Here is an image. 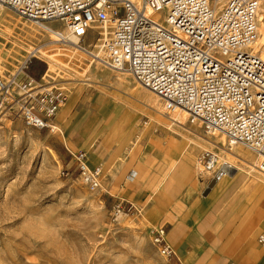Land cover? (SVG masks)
I'll return each mask as SVG.
<instances>
[{"label":"built area","instance_id":"2783aa9c","mask_svg":"<svg viewBox=\"0 0 264 264\" xmlns=\"http://www.w3.org/2000/svg\"><path fill=\"white\" fill-rule=\"evenodd\" d=\"M262 4L264 0H0V10H13L62 43L83 40L96 29L103 63L130 72L157 94L162 115L185 111L188 121H199L206 133L223 134L230 144L255 153L256 167L264 172V57L255 49ZM17 88L21 94L15 96L0 71V107L15 110L13 115L28 127L50 129L66 94L28 76ZM72 156L81 182L89 190L100 188L101 165L90 166L82 150ZM198 161L204 173H222L215 152H202ZM156 234L161 253L171 257ZM257 242L264 247V233Z\"/></svg>","mask_w":264,"mask_h":264},{"label":"rangeland","instance_id":"374dc122","mask_svg":"<svg viewBox=\"0 0 264 264\" xmlns=\"http://www.w3.org/2000/svg\"><path fill=\"white\" fill-rule=\"evenodd\" d=\"M27 25L40 31L41 42H46L47 55L32 54L22 63L25 53L19 57L11 55L9 50L15 36L22 34L25 30L22 28H27ZM96 31H90L82 41L93 43ZM62 44L26 17L8 8L0 10V71L4 80L12 84L13 95L21 94L17 84L27 76L38 85L61 89L66 100L55 117L67 104L62 118L65 121L76 111L85 113L96 108L95 93L99 89L107 90L115 102L131 103L140 129V121L146 119L145 129L169 153L179 158L196 165L202 152L211 151L218 155L220 166L227 155L209 140L235 154L239 151L251 154L245 146L232 145L219 133H206L199 123H190L185 113L184 124L180 125L183 129L174 126L153 106L148 109L125 94L143 99L136 93V89L143 88L131 75L101 64L98 67L104 73L114 77L128 76L133 83H125L119 91L93 82L69 104L74 92L90 82L88 71L92 66L88 68V63L91 57L73 49L70 43ZM49 53L56 57H49ZM93 65L97 63L93 61ZM50 69L52 71L46 77ZM12 76L15 82L10 79ZM103 81L107 83L104 78ZM155 99L161 101L158 97ZM13 114L15 110H9L4 104L0 107V264H177L161 253L157 234L141 212L124 205L117 206L112 199H107L102 194L103 183L100 188L89 190L81 182L73 156L65 151L62 144L67 136L64 123L54 117L50 121L55 125L53 131L39 130L26 126ZM168 127L176 131H168ZM189 129H194L195 134L189 133ZM185 135L196 139L194 144H200H191L185 149ZM251 156L256 159L255 155ZM232 162L240 170L236 173L240 179L249 176L264 183L263 174L236 159ZM196 167L203 172L200 164ZM117 211L126 214L123 219L117 217Z\"/></svg>","mask_w":264,"mask_h":264},{"label":"crops","instance_id":"0c3cea01","mask_svg":"<svg viewBox=\"0 0 264 264\" xmlns=\"http://www.w3.org/2000/svg\"><path fill=\"white\" fill-rule=\"evenodd\" d=\"M102 72L88 71L90 82L80 86L68 103L93 82L119 91L125 83H133L128 76L118 78ZM136 91L142 100L125 94L161 113L157 100L145 89ZM94 97L96 108L76 111L62 121L66 104L55 120L64 123L67 136L62 144L67 153L82 150L90 166L101 165L102 194L107 199L141 212L153 232L161 234L162 243L171 249V259L177 264H264V247L257 242L264 233L263 182L249 176L240 179L236 175L240 170L232 168L208 188L213 177L199 172V164L169 153L145 129L143 120L140 129L131 103L115 102L107 90H97ZM169 119L183 129L172 117ZM54 129L50 123V130ZM167 130L176 131L172 127ZM184 137L185 141L192 140L185 149L196 142L192 136Z\"/></svg>","mask_w":264,"mask_h":264},{"label":"bare ground","instance_id":"6f19581e","mask_svg":"<svg viewBox=\"0 0 264 264\" xmlns=\"http://www.w3.org/2000/svg\"><path fill=\"white\" fill-rule=\"evenodd\" d=\"M135 1V0H133ZM31 21V20H30ZM33 22V21H32ZM34 23V22H33ZM35 24V23H34ZM38 26V25H37ZM258 26H259V34H260V38L256 43L255 49L256 51H258L261 55V57H264V4H262L259 8L258 11ZM41 30L45 31L46 28H43L42 26H38ZM25 29L23 31L22 34H17L14 38L13 42V46L12 48L9 50L11 55H18L19 57L22 56V53H25V56L23 57V61H26L30 55L32 54H37V55H47L46 51H45V43L46 42H41L42 41V37L41 34L38 32V30L36 31V29H32L30 26L27 25V28H22ZM21 30V28H20ZM42 32V31H41ZM46 33H48L47 31H45ZM50 34V33H49ZM68 43L72 44V48L76 49L78 51L81 52H85L87 54L90 55L91 57V62L90 64L88 63V68H90L89 71H93L94 69H99V65L101 64L104 67H107L103 61L101 60V53L99 50H97L98 47V42L94 41L93 43H88L86 44L85 42H83L82 40H77L74 38H71L69 41L64 42L62 45H69ZM83 47V49L79 48V47ZM64 47V46H63ZM97 52V53H96ZM49 57H56L55 54H48ZM16 60V59H15ZM93 61H95L97 63V65H93ZM109 68V67H107ZM88 70V69H87ZM85 69V71H87ZM49 71H52L51 69ZM48 71V72H49ZM48 72L46 74V77L48 75ZM120 73H127L129 75H131L133 77V75L128 72V71H119ZM14 76H12L10 79H13ZM118 77V76H117ZM119 78V77H118ZM133 79L135 80V82L141 86L144 89H146V91L148 92V95L151 99L156 100L155 98L158 97L159 99H161L157 94H155L153 91H151L150 89L144 87L143 85H141V83L135 79V77H133ZM155 96V97H154ZM162 101V99H161ZM158 102L157 101V106L159 107L158 109H160V111L162 112V106H163V101L162 102ZM160 113V112H159ZM184 113L186 115V117L188 118V114L183 111V110H179L177 109L176 112L173 114L172 116V120L175 121L176 123H178V125L183 126V121H184ZM183 123V124H182ZM194 123H199V121H194ZM201 125V124H200ZM192 132V131H191ZM194 132V131H193ZM192 132V133H193ZM195 134V133H193ZM221 136L225 137L223 134H220ZM199 137V135H198ZM226 138V137H225ZM186 139V137H185ZM227 139V138H226ZM192 140L190 138H187L186 140V145L188 144V142H191ZM210 143H212L213 145H216V143L211 142L209 140ZM238 145V143H232V145ZM248 149V148H247ZM249 150V149H248ZM222 152L226 153V157L223 159V162L220 165V169L222 170L221 176L227 174L226 171H229L232 168H236V166L233 164L232 159H236L238 161H240L241 163H243L244 165H246L247 167H249L252 170H258L260 171L256 165L258 163V157L255 153H253L251 150H249L253 155H255L256 159L252 158V154H247V153H240L239 154H235L234 152L230 151V150H226L224 148H222L221 150ZM239 168V167H238ZM117 217L119 219H123L124 216L126 215L125 213L121 212V211H117L116 213Z\"/></svg>","mask_w":264,"mask_h":264},{"label":"water","instance_id":"95a60500","mask_svg":"<svg viewBox=\"0 0 264 264\" xmlns=\"http://www.w3.org/2000/svg\"><path fill=\"white\" fill-rule=\"evenodd\" d=\"M221 176V172H217L208 184V188L212 187L216 180Z\"/></svg>","mask_w":264,"mask_h":264},{"label":"trees","instance_id":"16d2710c","mask_svg":"<svg viewBox=\"0 0 264 264\" xmlns=\"http://www.w3.org/2000/svg\"><path fill=\"white\" fill-rule=\"evenodd\" d=\"M26 69H27V66H26Z\"/></svg>","mask_w":264,"mask_h":264}]
</instances>
